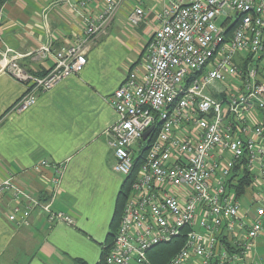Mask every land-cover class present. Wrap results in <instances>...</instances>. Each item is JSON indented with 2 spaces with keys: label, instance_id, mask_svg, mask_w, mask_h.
Wrapping results in <instances>:
<instances>
[{
  "label": "built area",
  "instance_id": "obj_1",
  "mask_svg": "<svg viewBox=\"0 0 264 264\" xmlns=\"http://www.w3.org/2000/svg\"><path fill=\"white\" fill-rule=\"evenodd\" d=\"M102 1L99 13L85 17L83 37L60 49L46 43L30 52L35 59H51L44 74L23 67L20 56L3 53L0 72L27 87L11 110L29 109L39 93L84 70L91 44L125 0ZM143 16L144 10L136 7L128 17L138 25ZM221 16L225 20L219 23ZM156 18L159 26L142 60L110 99L118 114L107 130L113 168L134 178L106 262L154 264L150 250L183 237L182 248L167 264H264L252 259L264 234V182L255 177L252 184L257 189L254 216L242 213L240 198L228 187L242 159L251 170L264 164V124L249 118L252 110H264L258 70L264 54V0H169ZM230 25L235 26L228 34ZM240 54L243 64L237 61ZM218 83L225 87V98L208 92ZM139 155L142 163L136 170ZM48 164L41 161L35 168ZM59 180L57 175L53 183ZM4 193L19 203L24 196L11 177L0 183V196ZM26 198L27 205L15 207L10 220L30 224L32 209L41 206L50 223L74 225L51 202Z\"/></svg>",
  "mask_w": 264,
  "mask_h": 264
},
{
  "label": "crops",
  "instance_id": "obj_2",
  "mask_svg": "<svg viewBox=\"0 0 264 264\" xmlns=\"http://www.w3.org/2000/svg\"><path fill=\"white\" fill-rule=\"evenodd\" d=\"M81 1L5 2L0 8V70L6 52L7 58L20 56V63L30 72L44 74L51 59H35L30 52L46 43L54 49L74 43L85 35V17L99 13L103 6L102 0L87 6ZM168 2L125 0L91 44L84 70L39 93L36 104L25 111L11 108L25 93L26 85L0 72V183L11 177L24 194L20 203L12 193L0 196V264L100 261L126 178L113 168L115 154L107 130L118 114L110 99L130 68L142 60L159 26L157 13ZM136 7L144 10V16L133 25L128 16ZM244 60L243 54L237 58L240 64ZM258 70L264 82V54ZM224 89L218 83L208 92L222 99L226 97ZM249 118L252 123L264 124V110H252ZM41 161L49 164L36 169ZM253 174L263 183L264 164L255 167ZM57 175L60 180L55 185ZM248 191L249 205L242 213L254 216L257 189L250 186ZM26 196L51 202L52 209L69 214L74 225L50 223L41 206L32 209L30 224L10 220L15 207L27 205Z\"/></svg>",
  "mask_w": 264,
  "mask_h": 264
},
{
  "label": "trees",
  "instance_id": "obj_3",
  "mask_svg": "<svg viewBox=\"0 0 264 264\" xmlns=\"http://www.w3.org/2000/svg\"><path fill=\"white\" fill-rule=\"evenodd\" d=\"M7 1L12 0H0V8ZM234 26L235 25H230V27L228 28V34H231ZM145 150L146 148L143 149V152ZM141 163L142 155L136 156V170L137 168H139ZM125 177L126 178L118 195L116 209L110 226V232L104 244L101 259L97 264H107L106 256L114 242V238L120 225L125 203L131 191L134 175L132 174ZM254 178L255 176L253 174V170L248 167L247 160L242 159L239 163H237L235 169L233 170L231 177L229 178L230 181L228 187L233 193L236 194L237 197L240 198L243 194H245V192H247V189L252 186ZM183 244V237L175 238L169 242L158 244L149 251V257L154 264H167L170 259L182 248ZM76 261L78 262V264H85L84 261L78 259Z\"/></svg>",
  "mask_w": 264,
  "mask_h": 264
},
{
  "label": "rangeland",
  "instance_id": "obj_4",
  "mask_svg": "<svg viewBox=\"0 0 264 264\" xmlns=\"http://www.w3.org/2000/svg\"><path fill=\"white\" fill-rule=\"evenodd\" d=\"M224 20H225V18L221 16L218 19V22L222 23V22H224ZM113 167H114V165H113ZM249 193H250V191L245 192V194H243L240 197L241 206L246 208V209L248 208V205H249ZM254 255H255V258L257 259L258 262H264V234H262L257 239V246L254 249Z\"/></svg>",
  "mask_w": 264,
  "mask_h": 264
},
{
  "label": "water",
  "instance_id": "obj_5",
  "mask_svg": "<svg viewBox=\"0 0 264 264\" xmlns=\"http://www.w3.org/2000/svg\"><path fill=\"white\" fill-rule=\"evenodd\" d=\"M153 130V127L149 128L147 132L145 133V136H147L151 131Z\"/></svg>",
  "mask_w": 264,
  "mask_h": 264
}]
</instances>
